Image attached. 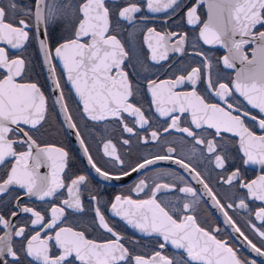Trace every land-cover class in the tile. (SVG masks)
Instances as JSON below:
<instances>
[{"label":"snow or ice","instance_id":"snow-or-ice-1","mask_svg":"<svg viewBox=\"0 0 264 264\" xmlns=\"http://www.w3.org/2000/svg\"><path fill=\"white\" fill-rule=\"evenodd\" d=\"M158 13L165 14L162 30L150 15ZM178 15L182 23H176ZM57 23L65 25L67 34L54 43L50 28ZM182 24L198 28L194 38ZM125 31L126 40L121 38ZM138 33L148 50L146 59L138 51ZM201 42L227 50L216 62L233 70L227 81L219 73L214 77L213 60ZM33 43L47 71L44 84L26 54ZM174 54L181 59L173 62ZM189 55L199 62L185 63ZM148 62L167 65L165 78L152 72ZM63 78L74 92L75 111ZM145 95L150 97L148 107ZM57 110L104 181L133 173L144 177L131 191L145 198L116 195L109 210L147 242L118 232L92 193L89 177L71 171L69 151L43 139L50 134L49 114ZM90 122L91 127L98 122L119 125L121 133L129 134L123 145L135 137L143 145L162 142L167 147L125 166L116 144L107 139L104 155L121 165L118 173L111 172L98 166L89 152L83 131ZM172 132L180 133L184 143L191 141L189 161L207 158L221 170L218 183L238 194L222 203L208 178L183 158V150L177 155L172 146L176 141L165 136ZM233 160L239 163L230 164ZM162 161L187 170L203 193L179 175L174 183L149 182L148 170ZM246 166H259V174L246 178ZM84 191L94 215L74 227L68 216L85 213ZM177 192L183 197L173 202L168 194ZM202 194L223 215L236 240L264 257V0H33L32 7L0 0V264H256L238 253L231 236L222 238L219 227L198 221ZM61 195L58 204L52 202ZM33 198L50 207L38 208ZM247 201L260 205L253 212ZM234 208L248 210L249 217L261 221L259 227L247 221L259 244L229 214Z\"/></svg>","mask_w":264,"mask_h":264},{"label":"flooded vegetation","instance_id":"flooded-vegetation-1","mask_svg":"<svg viewBox=\"0 0 264 264\" xmlns=\"http://www.w3.org/2000/svg\"><path fill=\"white\" fill-rule=\"evenodd\" d=\"M18 3L23 4L27 7L33 6V0H17ZM70 3L76 4L78 3V0H69ZM185 4H189L190 0H184ZM200 13L202 14V19L206 18V16L203 15L204 8H201ZM154 15L156 19H154L153 24L158 28V30H162L161 26L163 25V21L165 18L164 13H158V14H150ZM180 15H183L181 12ZM180 15L174 17L176 20V23H182L180 20ZM126 29L130 30L127 25H125ZM173 28L175 29V24L173 25ZM182 30L189 33V36L191 38H194L195 35L198 32V28L194 29L193 26H189L186 24H182ZM50 33L53 36L55 43V39H58L61 35H66L67 32L65 30V25L61 23H57L53 27L50 28ZM122 39H127V33L126 31L122 33L121 35ZM137 47L139 54L143 58H147L148 50L146 47L143 46V34L138 33L137 34ZM200 47L207 53L209 57L213 60V75L215 77L216 73H219V75L223 76L225 78V81H227L229 78H231L234 75L233 70L225 69L222 64L216 63L222 58L223 50H221L218 47L213 46H207L203 45L202 42L200 44ZM142 49V50H141ZM192 49L189 48V52H191ZM27 55L33 58L35 61V68L36 72L39 74L36 78L40 80L42 84L47 83L46 81V72L45 69L42 66V56L39 54L37 45L35 43L30 44L27 48ZM181 57L174 54L172 56V61L175 62L177 60H180ZM185 63H191L195 65V63H198L200 58L195 56H186L183 58ZM58 70L61 71L62 69L59 65V62L56 61ZM151 65V62H148ZM167 65H165V68ZM165 68H161L160 65H151L152 72L157 73L160 75V78H165ZM143 74V73H142ZM66 78L62 79V83H65ZM201 88L204 87V84L200 85ZM46 94L48 92L47 88L43 89ZM65 93L69 96V103L70 106L73 108V110H76V98L74 96V92H72L71 87L69 84L65 83L64 87ZM145 107H148V103L150 102V97L145 95ZM78 115V114H77ZM81 126L83 127V121H79ZM90 122V128L84 129L83 135L86 139V143L89 147V152L92 155L93 159L97 162L98 166H100L102 169L109 170L111 172L118 173L121 169V165L115 161L112 157L105 156L104 155V149L103 144L107 139H112L113 142L116 144L117 150L121 158L125 161V166L129 164H134L137 158H147L150 157L154 153H160L162 151V148H166L167 145L163 144L162 142L160 144L156 143H149L148 145H143L140 142L137 141L135 137H132L131 143L129 145H123L122 139L128 138L127 133H121L119 129V125L112 123V122H98L96 123L95 127H91ZM160 124H163V119L160 120ZM48 131L50 134H46L43 139L49 143L57 144L59 146H63L67 151H69L70 154V168L73 173L76 174H84L89 177V187L92 190V193L97 194L98 198L101 202L102 210L104 211V214L106 218L109 219L110 223H113L116 225V230L118 232H121L126 237L133 239V240H140L141 243L147 242V237H144L141 233L136 232L133 230L130 226H127L123 221H121L118 217H113L110 212V203L114 200V197L116 195H131L134 199L136 198H145L144 193H140L139 196H137L136 193L132 192L131 189L137 182L139 178H144L143 176H137L136 173H133L131 177H125L122 180L116 181H104L101 177H99L95 171L91 168V166L87 162V158L83 154L82 149L80 148V145H77L76 142H74L73 138L69 135L68 130L66 127L63 126V118L60 115V113L57 111L50 112L49 114V124H48ZM199 131V130H198ZM258 134L259 133V130ZM141 135H146V133H141ZM168 141L175 140L176 143L172 146L177 148V155L181 153L183 150L184 156L183 158L186 160V162L192 164V166L196 167L198 171H200L202 174H204L205 177L208 178V183L210 187L213 188L214 192L218 194V197L221 198L222 203L229 202V197H232L234 194H238L235 189H230L229 186L223 185L222 183H218L219 175L222 174L221 170L214 169V166L209 162L207 158H200L197 157L193 159L192 161H189L187 159L188 155H190V149L192 147L191 141H188L187 143H184L183 141H180L179 137L181 136L180 133L172 132L170 135L165 134ZM79 143V142H78ZM198 148L200 146H197ZM207 154L205 153V157ZM238 164V160L230 161V164ZM155 169H158L161 175L157 177V172ZM244 172L246 178H255L256 175L259 174V166H246L242 169ZM171 173L172 175H169ZM183 176L185 180L191 184L194 188L199 190L201 193H203V190L201 186L196 183L195 179H193L187 172V170L181 168L179 165H176L172 163L171 161H162L159 162L157 165L153 166V169L148 170L147 172V179L149 182H151L152 179H158L160 182H168V183H174L175 176ZM180 186H183L181 184ZM241 192L244 190H240ZM66 195V193H64ZM64 195H61L60 197L54 199L53 203H59L60 199L64 198ZM171 199H173V202H175L177 197H183V194L181 193H169L168 194ZM84 200H85V207L86 211L85 213H70L68 216L67 223L74 226V227H80L82 224H86L89 222L94 213L91 211L90 205H89V193L88 191H84ZM249 203V207L251 211H255V209L260 205L259 201H247ZM32 203L39 207H50L49 203L46 202H40L36 201L35 198H33ZM238 203V201H236ZM94 204V202H92ZM4 209L0 208V212H3ZM196 216L198 218V221L201 222L205 227L211 226L213 228L219 227L221 229L220 236L224 239H228L229 236H231V243L235 244L238 250V253L244 257H246L248 260H255L256 264H264V257L257 256L254 252H251L250 249L246 247L241 241L236 240L235 235L232 232V229L224 223V217L220 213V211L213 207V202L208 198L206 194L201 195V199L199 204L196 208ZM229 214L233 216V219H235L239 226H241L242 230L245 231L247 235H249L250 238L254 240L257 244H259V238L255 235V233L252 231L251 227L247 223L249 219L254 222L257 227L261 225V221L255 220L254 215L249 217L248 210H243L239 208H234L232 210H229ZM15 222V221H14ZM3 234V231L0 230V235ZM19 241V238H14ZM170 252H173L174 250L169 249Z\"/></svg>","mask_w":264,"mask_h":264},{"label":"water","instance_id":"water-1","mask_svg":"<svg viewBox=\"0 0 264 264\" xmlns=\"http://www.w3.org/2000/svg\"><path fill=\"white\" fill-rule=\"evenodd\" d=\"M213 47H218V48H220L221 50H223L224 53H223L222 57H223L224 55L227 54V50L224 49V48H222L221 46L217 45V46H213ZM45 72H46V76H47V71H46V69H45ZM69 86H70V85H69ZM70 87H71V86H70ZM61 116H62V115H61ZM62 118H63V117H62ZM67 130H68V129H67ZM68 133H69V135L73 138L74 142H76L77 145H79V143H78L76 137H75L74 135H72L71 132H70L69 130H68Z\"/></svg>","mask_w":264,"mask_h":264}]
</instances>
